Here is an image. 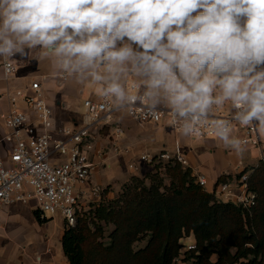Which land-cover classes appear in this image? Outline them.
Wrapping results in <instances>:
<instances>
[{
	"label": "clouds",
	"instance_id": "obj_1",
	"mask_svg": "<svg viewBox=\"0 0 264 264\" xmlns=\"http://www.w3.org/2000/svg\"><path fill=\"white\" fill-rule=\"evenodd\" d=\"M37 48L117 106L137 102L123 75L144 77V97L163 98L184 135L227 102L231 120L210 125L225 145L243 151L232 121L264 128V0H0V58Z\"/></svg>",
	"mask_w": 264,
	"mask_h": 264
},
{
	"label": "built area",
	"instance_id": "obj_2",
	"mask_svg": "<svg viewBox=\"0 0 264 264\" xmlns=\"http://www.w3.org/2000/svg\"><path fill=\"white\" fill-rule=\"evenodd\" d=\"M2 71L5 79H10L16 73L17 67L11 58L4 59ZM127 86L130 95L137 97L135 105L127 106L131 119L140 125L167 120L175 131L184 132V121L175 117L169 109L157 105L153 108L152 103L144 97L142 85L137 80L130 79ZM8 97L11 107L1 115L7 132L0 138V207L33 202L42 219L59 214L66 225H74L78 215L91 204L103 201L104 189L91 181L96 165L90 158V153L95 150L94 143L99 131L111 127L110 141L115 154H130V149L120 145L125 130L122 125L115 123L116 101L104 96L100 100L86 99L84 109L87 121L75 128L56 126L54 110L39 81H33L28 88L17 89L14 93L8 92ZM20 100L29 107L30 112L19 106ZM231 116L232 109L214 106L209 119L202 121L198 126L199 130L190 136L215 137L210 127L212 119L231 120ZM230 128V135L241 140L242 146L261 150L260 159L255 165L260 161L264 162V136L260 128L242 126L235 121L230 123ZM97 153L102 156L104 151L98 150ZM137 158L153 167L166 163L189 166L179 142L173 152H141ZM128 166L132 170L138 168L134 161H130ZM248 174L249 172L243 171L240 177L227 178L216 184L214 192L217 201L231 202L252 212L258 204V195L249 189ZM196 181L201 186L207 185V179L203 175L197 176ZM186 239H194V243L183 244L182 254L197 247L192 235ZM172 264L193 262L177 257Z\"/></svg>",
	"mask_w": 264,
	"mask_h": 264
},
{
	"label": "trees",
	"instance_id": "obj_3",
	"mask_svg": "<svg viewBox=\"0 0 264 264\" xmlns=\"http://www.w3.org/2000/svg\"><path fill=\"white\" fill-rule=\"evenodd\" d=\"M165 167L169 186L158 175L150 176V185L133 177L118 198L95 208L91 204L74 225H66L62 242L71 264H172L177 257L193 264H264V257L258 261L264 252V206L257 209L264 201V162L247 170L249 189L258 195L252 212L217 201L191 169L179 163ZM227 178L221 175L217 184ZM102 221L114 225L108 241L101 239ZM190 235L197 247L182 254L181 240ZM144 239L147 245L135 249Z\"/></svg>",
	"mask_w": 264,
	"mask_h": 264
},
{
	"label": "crops",
	"instance_id": "obj_4",
	"mask_svg": "<svg viewBox=\"0 0 264 264\" xmlns=\"http://www.w3.org/2000/svg\"><path fill=\"white\" fill-rule=\"evenodd\" d=\"M29 54L26 57L19 55L9 57L17 67L16 73L10 79L4 77L2 63L5 58H0V138L7 132L1 115L11 107L8 92L14 93L17 89L28 88L33 81H39L42 84L48 103L54 110L57 127H60L59 125L64 124V121L68 119L71 121L70 124H67L68 127H81L87 121L84 101L86 99L100 100L102 97L99 91L101 86L91 81L90 77L84 78L76 75L77 79L74 81V85L78 83L79 88L72 92H66L64 90L65 83L73 74L57 71V68L54 67L51 78L43 74L42 80H40L37 75L32 74L26 68L27 63L32 60ZM57 62V59L54 60L53 65H56ZM99 70L103 71L102 68ZM130 79L137 80L142 85V93H145V78L136 75L133 71L126 72L120 81L127 93ZM22 103L23 101L20 100L19 106L30 112L29 107H23ZM119 103L116 101L117 105ZM157 106L169 109L163 98L159 100ZM223 108L231 110L230 102L225 103ZM114 119L115 123L122 125L125 130L120 145L122 148L130 149V154H115L110 141L112 128L106 127L100 130L95 139V150L90 153V158L96 165L91 180L93 184L109 186L113 184L114 178L135 175L136 173H131L128 163L136 162L141 165L143 171L146 164L138 160L139 153H157L167 150L168 147H175L177 142L189 161L188 167L191 169L192 175L196 178L203 175L207 179V185L204 187L210 192L214 191L221 175L235 178L236 174L240 175L246 166L254 163L252 161L245 163L243 160L244 157H248L247 151L252 147L242 146L243 151L238 154L231 145H225L218 137L191 141L190 138L193 137L184 135V132L175 131L166 120L157 124L140 125L130 118L127 106H117ZM231 137L234 138L233 135ZM98 150L104 151L102 156L98 155ZM257 150L259 149L257 148ZM260 153L262 152H259V157ZM123 165H126L127 169H124ZM114 184L117 185L116 182ZM34 207V203H18L0 207V264H71L65 255L62 242L66 228L65 220L60 216L62 223L55 231L50 230L51 222L47 221L48 218L43 223L32 219Z\"/></svg>",
	"mask_w": 264,
	"mask_h": 264
},
{
	"label": "rangeland",
	"instance_id": "obj_5",
	"mask_svg": "<svg viewBox=\"0 0 264 264\" xmlns=\"http://www.w3.org/2000/svg\"><path fill=\"white\" fill-rule=\"evenodd\" d=\"M28 53H30L29 54V57L32 59V60H30V63H27V69L32 73V74H34V75H37L39 78H40V80H42V76H43V74H46L45 76L47 77H49V78H51L52 77V73H53V71H54V67H56L57 68V71H64L62 68H61V66H60V64H59V61H58V58L53 54V53H48V52H46L44 49H41V48H37V49H32V50H29V52ZM57 59V64L56 65H53V62H54V60H56ZM65 72V71H64ZM70 74V73H69ZM76 79H77V77H76V75L75 74H73V75H71L70 76V78H69V80H67L66 81V83H65V86H64V90L66 91V92H72V91H75V90H77L79 87L77 86V84L78 83H75L76 85H74V81H76ZM73 82V83H72ZM28 93H30V94H32V91L31 90H28L27 91ZM129 93H131L130 92V90H128V94ZM130 95V94H129ZM88 98H89V96H88ZM84 100V99H83ZM82 100V101H83ZM22 106L23 107H26L27 105L26 104H23L22 103ZM84 115H85V113H84ZM167 121V120H166ZM65 123L64 124H61L62 126H67V124H70V120L68 119V120H65L64 121ZM168 122V121H167ZM55 124H56V120H55ZM168 124H169V122H168ZM61 125H59V126H61ZM69 126V125H68ZM260 132H261V134L264 136V128H260ZM215 137H217V136H215ZM191 139V141H200L201 140V138H199V137H197V138H194V140H193V138H190ZM262 148H263V151H264V143L262 144ZM167 150H169V151H171V152H173L174 150H175V147H168V149ZM258 151V152H257ZM261 150L259 149V150H257V148L255 149V148H252L251 150H249V151H247V155H248V157H244L243 158V160L245 161V163H247V162H249V161H252V162H254V163H251V164H249L248 166H246L245 167V169L243 170V171H246V172H249L250 170V168L253 166V165H255V162H257V161H259V159H260V157H259V152H260ZM184 152V151H183ZM147 153H149V152H147ZM151 153V152H150ZM260 155H261V153H260ZM60 158H64L63 156H60ZM165 165H167V163L165 164ZM165 165L164 166H162V167H159V168H157V167H153L152 165H150V164H146L145 165V169H143V171H142V169H141V165H138V168L137 169H135V170H132L131 169V173H136L135 175H132V176H129V177H126V176H119V178H114V180H115V182H116V184L117 185H115L114 183V180H113V184H111V185H109V186H103V185H100L103 189H104V193H103V201H101V202H96V204H94V205H92L91 207H93L94 206V208L95 207H97L99 204H102V203H105L106 205H107V203H109V201H111V200H114V199H116V198H118V195L119 194H121L122 193V191H123V189L125 188V186L127 185V184H131L132 183V179H133V177L134 178H139V179H141V180H143V181H145L148 185H150V183H151V175H158V177H161L162 178V180L164 181V183L166 184V185H170L171 184V177H169L168 176V174H167V171H166V167H165ZM172 165H174V164H172ZM124 169H127V166L125 165H123L122 166ZM182 168L183 169H189V167L188 166H182ZM247 170H249V171H247ZM238 176V174H236V177ZM127 180V182H125V181ZM124 182V183H123ZM99 185V184H98ZM113 192V194H110V193H112ZM30 204V203H29ZM32 204H33V202H32ZM264 206V201L263 200H261V202H260V205H259V207L257 208L258 210L260 209V208H262ZM91 207H89L88 208V210L91 208ZM35 208V207H34ZM36 210V209H35ZM257 211V210H256ZM31 217H32V219L34 220V221H39L38 219H37V217L35 216V214L33 215H31ZM60 217V215L59 214H55V215H49V216H47V218H48V220L47 221H49V222H51V224H50V230L52 229V230H56L57 228H58V226L62 223L61 222V219L59 218ZM53 218V219H52ZM49 219H51V220H49ZM39 222H41V221H39ZM41 223H43V222H41ZM101 223V225H103L104 226V235H103V237L101 238L102 240H104V241H108L109 240V236H110V234L112 233V231H113V229H114V225L112 224V223H106L105 221H102V222H100ZM192 237L194 238V236L192 235ZM194 240V239H193ZM193 240H188V239H186V237L185 238H183L182 240H181V243H182V245L183 244H186V243H189V242H192V243H194L193 242ZM147 239H144V240H142V241H140V242H138V243H136L134 246H135V249H139V248H143V247H145L146 245H147ZM191 243V244H192ZM263 257H264V252H262V254H260L259 255V258H258V261L259 262H261V261H263ZM217 259V256L216 255H214V256H212V260L214 261V260H216ZM8 261H9V259H8ZM7 264H9V263H7Z\"/></svg>",
	"mask_w": 264,
	"mask_h": 264
}]
</instances>
